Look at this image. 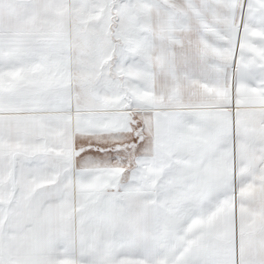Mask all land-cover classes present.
I'll use <instances>...</instances> for the list:
<instances>
[{
	"label": "snow or ice",
	"instance_id": "snow-or-ice-1",
	"mask_svg": "<svg viewBox=\"0 0 264 264\" xmlns=\"http://www.w3.org/2000/svg\"><path fill=\"white\" fill-rule=\"evenodd\" d=\"M0 264H264V0H0Z\"/></svg>",
	"mask_w": 264,
	"mask_h": 264
}]
</instances>
